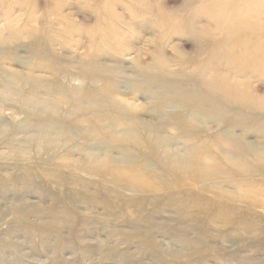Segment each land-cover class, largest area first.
I'll return each instance as SVG.
<instances>
[{"label":"rangeland","instance_id":"rangeland-1","mask_svg":"<svg viewBox=\"0 0 264 264\" xmlns=\"http://www.w3.org/2000/svg\"><path fill=\"white\" fill-rule=\"evenodd\" d=\"M0 29V264H264V0H0Z\"/></svg>","mask_w":264,"mask_h":264},{"label":"bare ground","instance_id":"bare-ground-1","mask_svg":"<svg viewBox=\"0 0 264 264\" xmlns=\"http://www.w3.org/2000/svg\"><path fill=\"white\" fill-rule=\"evenodd\" d=\"M220 19V18H219ZM215 22V21H214ZM216 23V22H215ZM218 23V22H217ZM216 23V24H217ZM203 28V27H202ZM209 28V27H208ZM208 28H205V30L207 31L208 30ZM232 28V27H231ZM0 31H1V29H0ZM206 33V32H205ZM228 34V33H227ZM16 37V36H15ZM11 38H5L4 36H2V37H0V43L3 45L2 47H5V46H7V45H10L11 44ZM89 59V58H88ZM90 62V61H89ZM92 62H93V60H92ZM87 63V62H86ZM81 64H82V62H81ZM88 64V63H87ZM86 64V66H88ZM77 65V64H76ZM83 65V64H82ZM81 65V66H82ZM78 66V65H77ZM80 66V67H81ZM93 67V66H92ZM86 69H88V68H86ZM92 69V68H91ZM97 69V68H96ZM108 69V68H107ZM89 70V69H88ZM95 72V71H94ZM109 72V71H108ZM110 73V72H109ZM120 73V72H119ZM94 74V73H93ZM96 75H97V73H96ZM109 75H111V74H107V75H103V76H109ZM95 76V75H94ZM221 78V79H220ZM209 86H212V90H213V94L211 95V94H209L207 97L205 96V97H203V99H200V100H194V101H197L198 103L196 104V108H197V106H199V104H200V106L199 107H202V105L201 104H206L207 106H206V108H209L210 107V105H211V99H213V97H215V96H219V97H223L224 98V94L225 95H228L227 93H225V89H224V78L223 77H221V76H214L213 78H212V80L210 81V83H209ZM227 89H229V86H227ZM216 98V97H215ZM218 99V98H217ZM194 101H184L183 100V102L184 103H186V104H188V105H190L192 102H194ZM218 101V100H217ZM221 102H223V101H221ZM119 105H120V107H121V103H119ZM127 105H129V103L127 102ZM134 118H136L135 116H133ZM144 128H145V131H147V134H148V137L149 136H154V135H156L157 134V132H158V129L156 128V127H152V126H149V125H145L144 124ZM109 134H111V136H109V138H110V140H114V139H116V136H115V133L114 132H112V133H109ZM52 140V139H51ZM160 144H161V142H160ZM158 147L156 144H155V146H154V142L151 140L150 142H148V144H147V148H148V150H149V152H152V154H154L155 152H156V148ZM158 149V148H157ZM163 154L164 155H162V157H161V161H165V160H168V159H173V160H177L180 164L182 163V160L184 161L185 159H183V157L182 156H180V154H177L176 152H174L172 149L170 150V149H168L167 147L166 148H164L163 150ZM236 151H238V150H236ZM181 157V158H180ZM213 157V156H212ZM215 157V156H214ZM187 159V162H188V165H189V160H188V158H186ZM216 159V158H215ZM166 162V161H165ZM166 166H168V165H166ZM181 166H183L184 168H186V166H187V164H182ZM171 170V169H170ZM219 186V185H218Z\"/></svg>","mask_w":264,"mask_h":264}]
</instances>
